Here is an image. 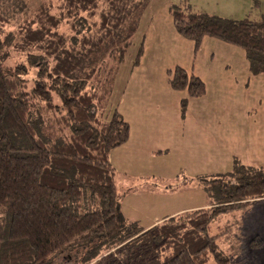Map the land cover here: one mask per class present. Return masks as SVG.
<instances>
[{
  "label": "trees",
  "instance_id": "16d2710c",
  "mask_svg": "<svg viewBox=\"0 0 264 264\" xmlns=\"http://www.w3.org/2000/svg\"><path fill=\"white\" fill-rule=\"evenodd\" d=\"M149 1L40 0L32 12L19 2L26 16L8 32L12 16L0 15V264H48L68 250L84 254L78 264H207L212 255L225 264L211 222L264 198V168L236 162L231 173L198 177L210 207L147 230L122 216L110 153L127 142L130 126L118 112L109 119L106 108ZM169 13L196 49L205 37L242 47L252 73H264V15L223 18L195 12L187 0ZM170 76L174 90L206 93L184 67ZM263 245L260 236L250 242Z\"/></svg>",
  "mask_w": 264,
  "mask_h": 264
},
{
  "label": "rangeland",
  "instance_id": "374dc122",
  "mask_svg": "<svg viewBox=\"0 0 264 264\" xmlns=\"http://www.w3.org/2000/svg\"><path fill=\"white\" fill-rule=\"evenodd\" d=\"M176 1L179 0H150L144 8L134 36L125 47L123 59L119 67H115L113 88L106 108V116L109 119L118 112L122 119L132 124L134 121L143 123L134 113L148 109L151 112L155 107L166 110L161 116L152 114L150 117V120H158L156 126H162L167 133L162 134L165 142H158L151 147L157 148L154 155L142 156L145 165H133L129 169L125 151L117 152L124 162L117 169L118 188L122 192L128 187L131 188V193H125V197L120 199L121 211L123 206L127 209L122 216L131 217L132 221L141 225L149 224L180 207L201 206L209 202L207 192L197 181L198 176L212 179L216 174L231 173L237 167L236 161L247 166H257L264 161L259 158L261 155L256 154L261 153L264 148V138H259L258 133H253L254 128L251 127L252 120L259 117H252L243 111L259 107L264 110V84L252 87V78L249 91L237 93L222 89L219 79L213 77L211 70H206L205 67L200 68L203 77L199 76V68L193 70L191 67L187 40L178 38L173 27L169 5ZM19 2L23 3L21 5L27 3L23 11L32 12L40 0H0V15L12 16L9 17L10 21L3 25L6 32L15 30L17 22L26 16L21 10L17 11V5L22 8ZM190 5L195 12L234 20L260 19L264 15V0H193ZM208 40L211 38H205L203 46ZM140 50L141 56L138 60ZM214 52V60H206L210 67L217 69L225 66L227 60L217 50ZM119 57L120 55H117V59L109 57L108 63L114 65ZM14 59L16 62L22 61V56ZM180 65L204 81L207 90L205 96L190 97L187 91L186 95L184 91L169 87L170 71ZM257 95L262 99L259 101L261 105L257 101ZM184 108L188 117L182 126L183 129L169 126L168 121L172 122L178 117L173 115L175 111L177 113ZM218 120L221 122L219 125L215 123ZM188 122L193 124L190 126ZM170 128L173 129L172 133H168ZM179 135H182V141L177 139ZM226 140H229L232 146L226 145ZM259 144H262V147H259ZM159 149H163V152H159ZM248 150L254 158L250 157ZM237 156L243 164L238 158L235 159ZM157 176H160V179ZM223 177L229 180L226 175ZM157 190L165 197L157 198L147 194ZM208 232L210 236L220 235L217 239L218 256L220 260L227 261L225 264H264V245L257 248L250 246L256 236H260L264 241V198L218 215L211 222ZM83 256L82 253H72L68 250L57 255L48 264H78ZM67 257H70V260ZM207 264L223 263L212 255Z\"/></svg>",
  "mask_w": 264,
  "mask_h": 264
},
{
  "label": "crops",
  "instance_id": "0c3cea01",
  "mask_svg": "<svg viewBox=\"0 0 264 264\" xmlns=\"http://www.w3.org/2000/svg\"><path fill=\"white\" fill-rule=\"evenodd\" d=\"M187 1L190 3L193 0H187ZM177 34H178L177 35L178 38H181L182 40H187L188 46H189L190 57H191L189 61H191V67L193 68V70H195L197 67L199 68V72H197V74L199 76L203 77V74H202L200 68L205 67L206 70H211V74L213 77L215 76V78L219 79V83L221 84L222 89L229 91V92H237V93H239V91H245V92L249 91V83L252 80V78H254L252 80V87L262 86L264 84V77L261 76V75H264V73H260V74H253L252 73L251 68H250V63L247 60L246 53L242 47L240 48L238 46V48L242 49L243 52L240 49H238L236 45L229 44L226 42L225 43L224 42L218 43L217 41H219V40H216L212 37H208V38H211V40L205 41L206 43L203 46V42H204L205 38H207V37H205L201 43L200 48L196 49L195 43L192 40L184 38L178 32H177ZM206 44H208L207 50L205 49ZM216 50L218 51V53H221L222 57L227 61H226L225 66H223V67L221 66L217 69H213V67H210L208 61L214 60V55L216 54L214 51H216ZM204 51H205V53H203ZM207 51H209V52H207ZM193 53H194V56H192ZM200 56H202V57H200ZM199 57H200V59H199ZM245 59L247 62L245 61ZM206 60H208V61H206ZM198 61H200V62H198ZM181 67H183V66H181ZM192 73H194V72H192ZM169 87L171 88L170 84H169ZM171 89H173V88H171ZM184 92L186 93V91H184ZM206 93H207V90H206ZM206 93L203 96H205ZM186 95H187V93H186ZM257 99H258L257 100L258 103L261 105V103L259 102L262 100L260 98V95H257ZM158 104H159V101H158ZM262 108L263 107H259L258 109H253L250 111L249 110H243L244 112H246L248 115H251L252 117L253 116L259 117L257 119L252 120V125H251V127L254 128L253 133H258L259 138L261 136L264 138V135H263V132H264V110H261ZM148 111L142 110V111H140L141 113H134V114H137L139 116V119H141L143 123L139 124L138 122L134 121L132 124V123L127 121L129 123V126H130L129 139L127 140V142H125L121 146L114 148L110 153V160H111L112 164L114 165V167L116 168L117 174L119 173V171L117 170L118 167H121V165L124 164V162H122V158H120V156L117 154V152H119V151L124 152L125 151L126 161L129 163V169H131L130 167L133 165H138V164L139 165H145V162H143L142 156L145 157L147 154H150V156L154 155V153L157 152L156 151L157 148L151 149V147L156 145L158 142H165L166 141L165 137L162 134L167 133V132H165L162 129V126H156V124L158 123V120H155V121L150 120V117L152 116V114L161 116L162 113H164V114L166 113V110L165 111L159 110L157 107H155L152 109L151 112H150V109H148ZM173 115H175V116L177 115L178 117H175V119H173L172 122H171V120H169L168 121L169 126H171V125L174 127L176 126L175 129H181L182 130L183 129L182 126L186 122V118L188 117L187 111L185 110V108L183 110L180 109V111L177 113L175 111V113ZM191 123L193 124V122H191ZM191 123L189 124V122H188V125L191 126ZM215 123L219 125L221 122L218 120V122H215ZM216 124H214L215 127H216ZM190 126H189V128L191 129ZM193 127H194V125H193ZM172 131H173V129L170 128L168 133H172ZM194 134H196V129H194ZM206 136H207V134H205V137ZM177 139L182 141V135L177 136ZM225 144L229 146L231 143L229 140H226ZM261 145L262 144H259V147H262ZM230 146H232V145H230ZM255 146H256V144H255ZM158 151L163 152V149H159ZM250 154H251V152H250ZM250 154H249V156H250ZM256 154L262 156V157L259 156L260 159H264V148L261 149V153H256ZM250 157L254 158L252 154ZM237 158H238V156L235 157V159H237ZM244 161H246V160H244ZM239 162L241 164H243L240 161V159H239ZM263 164H264V161L259 163L257 166H253V167L264 168ZM216 175H219V174H216ZM202 176L203 175H200L198 177H202ZM157 178L160 179V176H157ZM203 189H204V187H203ZM128 192L131 193V188H129V187L126 189L125 192H123V195L125 193H128ZM147 194H150V195L155 196L157 198H161V197L164 198L165 197V195L160 194V191H158V190L156 192H151V193L148 192ZM124 197H125V195L122 198H124ZM121 204L122 203L120 201V212H121V214L123 212L126 213L127 209L125 206H123V211H121L122 210ZM210 206H212L211 200L209 202H207L206 204H202L201 206L180 207L179 209L174 210L173 212H167L166 214L162 215L161 217H158L157 219H155L154 221H152L151 223L146 224V225H141V224H139V222L134 221V220H133V222H137L142 228L147 230V229L151 228L152 226L157 225L158 223L162 222L164 219H166L168 217H172V216H175L177 214H180V213H183L186 211L207 208ZM125 218L128 221H132V219H130L131 217L128 218V216H125Z\"/></svg>",
  "mask_w": 264,
  "mask_h": 264
}]
</instances>
